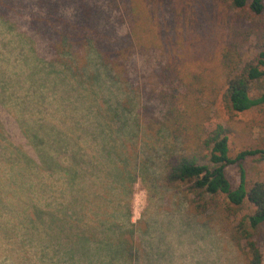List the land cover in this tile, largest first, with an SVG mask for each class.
Masks as SVG:
<instances>
[{
  "label": "trees",
  "instance_id": "1",
  "mask_svg": "<svg viewBox=\"0 0 264 264\" xmlns=\"http://www.w3.org/2000/svg\"><path fill=\"white\" fill-rule=\"evenodd\" d=\"M224 1L246 21L254 43L252 57L234 65L226 78L223 102L228 113L236 115L264 108V92L256 98L251 94L254 85L264 83V0ZM0 23L20 38L23 49L13 53L26 57L23 62L28 67L26 74H8L6 67L0 70V124L5 123V128L0 127V256L4 260L0 264H46V249L52 251L51 264H60L61 255L68 252L74 253L75 264H138L147 227H141L144 218L132 221L133 187L141 179L145 190L151 191L150 171L142 155L154 133L155 124L144 115L148 107L138 110L131 135L125 137L121 105L128 103H119L114 96L107 107L94 109L89 104L78 106V111L73 103H80L77 94L58 89L70 101L68 106L58 103V86L51 80L63 82L60 72L80 77L88 67L93 81L98 79V89L105 85L110 89L109 96L115 88L140 93L130 67L136 63L130 59L136 45L126 40L131 41L132 34H119L118 19L98 0H0ZM6 62L9 67L11 61L1 54L0 66ZM166 71L159 74L162 80L167 79ZM163 102L165 115L159 124L180 140L179 149L165 156V185L186 197L194 215L217 216L242 264H264V183L250 181L243 166L264 161V144L232 156L229 131L222 124L198 130L190 141L180 122L188 118V107H178L177 100L169 101L167 95ZM2 118L57 123L46 130L47 152L40 173H26L24 134ZM101 120L120 123L116 142L123 146L121 164L112 157L116 145L100 140L93 126ZM85 144L93 153L91 160L83 151L76 157ZM103 164L112 168L102 173ZM234 165L240 168L238 181L228 175L227 169ZM39 190L50 201L40 204L30 197ZM44 216L52 219L49 233L60 234V240L45 242L47 232L37 230ZM66 246L71 250L65 251Z\"/></svg>",
  "mask_w": 264,
  "mask_h": 264
},
{
  "label": "rangeland",
  "instance_id": "2",
  "mask_svg": "<svg viewBox=\"0 0 264 264\" xmlns=\"http://www.w3.org/2000/svg\"><path fill=\"white\" fill-rule=\"evenodd\" d=\"M99 1L118 19L119 34H132L131 41L126 39L128 44L136 45L131 51L130 59L132 63L136 61L135 65H130L131 75L142 95L137 90L126 93L123 89L120 91L115 88L109 96L107 90L110 89L107 85L98 89V79L97 82L93 81L95 78L88 67L80 77H69V73L60 72L62 81L68 84L54 78L51 80L58 86V103L64 106L70 103L68 97L62 96L59 90H72L77 94L80 103L76 100L73 103L78 111L82 105L87 107L89 104L94 109L103 105L107 107L113 102L111 97L114 96L118 97L119 103H128L126 106L121 105L125 137L131 135L129 130L133 128L132 122H135L138 110L142 106L148 107L144 115L155 125L152 137L148 138L151 140L149 148H144L142 155L148 163L151 191L145 190L141 179L133 187L132 221L136 223L144 218L141 227H147V237L138 250V264H242V258L223 233L217 216L213 213L194 215L189 211L186 197L165 185V156L179 149L180 140L159 123L165 115L163 96L167 95L169 101L177 100L178 107H188V118H181L180 122L190 141L195 139L198 130L209 131L222 124L229 131L232 156L249 148L263 146L264 108L234 115L228 113L223 102L228 73L234 65L248 61L254 54L253 40L248 37L245 28L246 21L224 0ZM21 43L17 35L0 23V55L11 61L9 67L6 62L0 66V70L6 67L8 74L27 73L28 67L23 62L26 57L23 60L22 55L15 57L13 53V49L16 53L23 49ZM27 56L30 57L31 53ZM164 68H167L164 74L167 79L162 80L159 74L164 72ZM70 78H74V81ZM76 84L82 87L77 89ZM28 85L34 87L30 83ZM263 92L262 82L253 86L251 94L256 98ZM171 94H174L173 98ZM93 118L98 120L97 112H94ZM2 119L24 134L22 156L26 173H40L43 169V154L47 152L46 130L57 126V123L47 120L28 121V118L21 121ZM79 120H82L80 116ZM1 124L0 127H4L5 123ZM119 125L104 120L93 124L99 130L100 140L104 138L107 143L112 140L116 145L112 157L121 164L123 146L116 142ZM89 135L94 137L93 133ZM85 147L77 149L76 157L79 151H83L87 160H91L93 153L89 144H85ZM107 154L111 156L109 151ZM107 154L102 156L103 162L107 160ZM243 166L250 181L264 183V161H248ZM110 167L103 164L100 172L106 173ZM239 169L237 165L227 169L229 177L234 181L240 178ZM40 192L30 197L40 204L50 201ZM42 219L43 223L37 226V230L47 232L45 242L60 240V234L57 237L49 233L52 219L46 220L45 216ZM56 224L60 226L59 222ZM261 246L264 247V244L261 243ZM68 249L71 250L66 246L65 251ZM45 254L46 259L43 260L51 264L52 251L46 249ZM2 257L0 263L4 261ZM75 259L74 253L68 252L61 255L60 264H75Z\"/></svg>",
  "mask_w": 264,
  "mask_h": 264
}]
</instances>
